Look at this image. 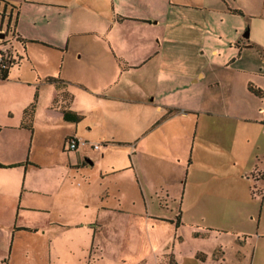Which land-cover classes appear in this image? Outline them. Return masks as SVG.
<instances>
[{
	"label": "crops",
	"instance_id": "1",
	"mask_svg": "<svg viewBox=\"0 0 264 264\" xmlns=\"http://www.w3.org/2000/svg\"><path fill=\"white\" fill-rule=\"evenodd\" d=\"M5 1L19 6L24 44L15 40L17 66L0 77V264H93L108 242L100 237L106 213L138 216L131 230L152 244V217L167 218L153 210L156 195L181 198L178 226L189 194L264 199V175L252 174L264 172V113L230 109L252 96L251 85L264 86L254 77L264 74L263 42L237 25L220 61L224 49L211 43L216 7L194 0H0V30ZM249 47L261 63L243 61ZM36 94L29 128L25 110ZM177 94L192 103L171 102ZM46 166L57 174L44 175ZM262 211L256 239L238 230L229 242L198 247L191 264H264ZM143 260L146 253L136 263Z\"/></svg>",
	"mask_w": 264,
	"mask_h": 264
},
{
	"label": "rangeland",
	"instance_id": "2",
	"mask_svg": "<svg viewBox=\"0 0 264 264\" xmlns=\"http://www.w3.org/2000/svg\"><path fill=\"white\" fill-rule=\"evenodd\" d=\"M167 1L174 2L179 0ZM194 1L199 4L216 7L215 10L211 12V15L214 18L210 23V27L215 32L214 39L211 43L214 46L224 49V52L218 55L217 59L220 61L225 62V59L227 58L226 50L230 45L228 39L229 33L234 32L237 25L241 27L242 35L245 36L248 34V37H251V39H258V41L264 43V0ZM229 3L230 5H243L248 12H254L256 15L251 16L247 13L233 14L228 8ZM13 23H15V21H13ZM5 28H7V26H5ZM8 40L11 41H8V43L10 44L12 51L16 53L17 50L15 46L19 47V43L13 40L12 37ZM19 49L21 48L19 47ZM236 50L239 52V47H236ZM243 58L244 62L251 61L258 64L261 63V55L256 47L245 49ZM15 66H17V64H14L12 67L16 68ZM216 73L223 78L226 74L222 69H218ZM261 73L262 72L255 74L254 77L261 79L264 85V74ZM223 89L224 88L221 87V85L217 84H214L212 88V90H217V93ZM261 89L263 90L262 95L253 91L252 96L248 98L247 101H244L241 105L232 104L230 109L232 111L236 110L249 113H257L262 110L264 113V86H262ZM169 100L171 102L174 101L178 105H188L192 103L186 94H177L173 98H169ZM10 102V99H4L3 107ZM216 105V107H218L220 106V103ZM258 126L264 127V123L258 124ZM260 161L263 163L262 165H264V156ZM200 167L201 166L199 165V168ZM57 171L60 174L63 172L59 169H57ZM55 172L56 169L48 171L47 166L43 169V173L46 176L51 173L55 174ZM255 173H257V176L264 175V172L262 171ZM91 198L92 196L90 195L89 199L91 200ZM154 200L155 202L153 203V206L155 209L153 210H157V212L160 211L161 214L165 213L167 218L156 219V216L153 215L154 217H152V219L156 220L154 221L156 226H154L155 228L152 227L151 230V238L153 239L152 244L145 245L143 242L147 239V234L145 237L143 234L144 232L137 230L136 227L131 230V224L136 225L141 223L138 216L128 215V213L125 212L119 214L106 213V223L110 226L108 228L106 225L105 230L100 233V237L108 242L100 248L103 250V258L100 260L94 258L95 260H92L93 264H162L159 262V259L161 261H166L167 264H173L178 258L181 260L184 258L185 264H191V255L195 253L194 251L198 247L203 245L206 249H211L214 244L229 242L236 237L235 234H237L238 230L252 231V237L250 238L256 239V217L260 215L261 209L263 210V215L260 228L264 229V199H262V194L260 192H256L255 195L248 198H243L241 194L240 199L228 196H215L212 198L201 196L193 197L189 194L184 200L183 224L181 226L177 225L178 217L175 214L181 203L180 197L176 199H166V197L156 195ZM160 201L168 203V208L159 207ZM124 203L127 205L126 202ZM195 228H199V230L202 231H209L211 234L209 235L206 232L205 234L196 236L192 231ZM180 234L184 235V238L181 239L179 237ZM231 249L232 248H230V250ZM143 253H146L148 260L136 263L139 256Z\"/></svg>",
	"mask_w": 264,
	"mask_h": 264
},
{
	"label": "trees",
	"instance_id": "3",
	"mask_svg": "<svg viewBox=\"0 0 264 264\" xmlns=\"http://www.w3.org/2000/svg\"><path fill=\"white\" fill-rule=\"evenodd\" d=\"M8 5H11L9 7L10 8L9 12L8 13H6V11L4 12V15H7L6 32L8 33V36L13 38V40H17V41L20 40V42H22V44H24V40L16 37V30H15L16 21L18 18L19 6L15 5V4H11L8 1H5V8H7ZM13 21H15V23H13ZM10 37H8V39ZM8 39H7V41H9ZM9 42H11V41H9ZM20 58H21V55H20ZM17 61H19V57L15 60V63ZM8 72H9V69L3 70V72L0 74V77L6 78L8 76ZM250 89L259 95H262V93H263V90L260 87H256V86L251 85ZM36 104H37V94L35 96V100L31 103L29 108H27L25 110L23 124L28 126L29 128H33V118H34V110H35ZM73 114L74 113H72V115H71V113L69 111H65V116L67 118L78 120L80 116L78 114H74V115ZM252 174L254 176H257V173H255V172H252ZM173 264H178V263L175 261Z\"/></svg>",
	"mask_w": 264,
	"mask_h": 264
},
{
	"label": "built area",
	"instance_id": "4",
	"mask_svg": "<svg viewBox=\"0 0 264 264\" xmlns=\"http://www.w3.org/2000/svg\"><path fill=\"white\" fill-rule=\"evenodd\" d=\"M1 32L5 36H1ZM6 29L0 30V74L3 70L9 69L14 63L15 60L19 57L17 53H14L11 49L10 44L8 43ZM67 144L70 148H77L79 145V140L75 136L67 138ZM95 147H99L100 143L94 144Z\"/></svg>",
	"mask_w": 264,
	"mask_h": 264
},
{
	"label": "water",
	"instance_id": "5",
	"mask_svg": "<svg viewBox=\"0 0 264 264\" xmlns=\"http://www.w3.org/2000/svg\"><path fill=\"white\" fill-rule=\"evenodd\" d=\"M1 36H5V34H1ZM246 36H248V34H246Z\"/></svg>",
	"mask_w": 264,
	"mask_h": 264
}]
</instances>
